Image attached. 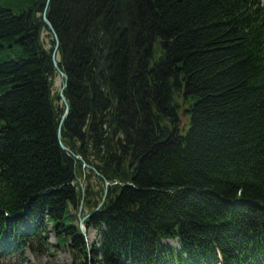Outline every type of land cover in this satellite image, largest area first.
<instances>
[{
	"label": "trees",
	"instance_id": "obj_1",
	"mask_svg": "<svg viewBox=\"0 0 264 264\" xmlns=\"http://www.w3.org/2000/svg\"><path fill=\"white\" fill-rule=\"evenodd\" d=\"M62 249L264 264V0H0V264Z\"/></svg>",
	"mask_w": 264,
	"mask_h": 264
},
{
	"label": "rangeland",
	"instance_id": "obj_2",
	"mask_svg": "<svg viewBox=\"0 0 264 264\" xmlns=\"http://www.w3.org/2000/svg\"><path fill=\"white\" fill-rule=\"evenodd\" d=\"M43 39L44 41L47 43V47H49V35L47 33H45L43 35ZM61 79L59 78L57 80L56 83V87H60L61 85ZM187 119H183V123H186ZM188 121V120H187ZM89 233H87V235L89 234V236H87V239L89 238V244L93 243V241L98 240L96 233L91 230L89 231ZM92 232V233H91ZM51 242H54V238L53 236H51L50 239ZM165 246L167 247H174L175 249L179 250L180 249V245L177 241H166L164 243ZM24 261V262H23ZM72 264V257H71V253L68 250H59L57 253L55 254H44V255H38V254H31L30 252L25 254L24 257L18 258H10L7 260H2L1 264Z\"/></svg>",
	"mask_w": 264,
	"mask_h": 264
},
{
	"label": "water",
	"instance_id": "obj_3",
	"mask_svg": "<svg viewBox=\"0 0 264 264\" xmlns=\"http://www.w3.org/2000/svg\"><path fill=\"white\" fill-rule=\"evenodd\" d=\"M45 21H46L47 24L51 27V24L49 23V21H48L47 18H45ZM55 38L57 39V36H56V35H55ZM54 58H55V64H56V66H57V60H56V57H54ZM57 68H58V66H57ZM58 70H59V68H58ZM59 73H60V77H61V78H64L65 81H66V84H67V81H68V77H67V75H66L65 73H63L62 71H60V70H59ZM61 97H62L64 103H65L66 105H68V102H67L65 96L62 94ZM65 116H66V115H65ZM62 147H63V149L66 150V147H65V146H62ZM107 185H108V182H107ZM90 216H91V215H89L88 217H90ZM85 220H86V218L82 219L81 222H80V225H81L82 234L87 235V231H86V228H85V226H84V221H85ZM86 241H87V243H89L87 237H86Z\"/></svg>",
	"mask_w": 264,
	"mask_h": 264
},
{
	"label": "bare ground",
	"instance_id": "obj_4",
	"mask_svg": "<svg viewBox=\"0 0 264 264\" xmlns=\"http://www.w3.org/2000/svg\"><path fill=\"white\" fill-rule=\"evenodd\" d=\"M92 233V232H91ZM89 234H90V232H89ZM89 234L87 235V236H89ZM88 241H89V238H88ZM90 242V241H89Z\"/></svg>",
	"mask_w": 264,
	"mask_h": 264
}]
</instances>
